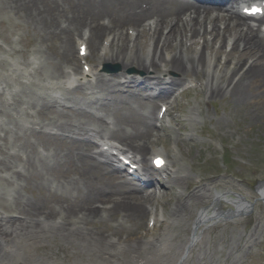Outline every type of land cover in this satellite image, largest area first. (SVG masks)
Returning a JSON list of instances; mask_svg holds the SVG:
<instances>
[{
    "label": "bare ground",
    "instance_id": "bare-ground-1",
    "mask_svg": "<svg viewBox=\"0 0 264 264\" xmlns=\"http://www.w3.org/2000/svg\"><path fill=\"white\" fill-rule=\"evenodd\" d=\"M0 1L24 22L34 25L42 40L62 41L63 52L59 54L61 64L80 76L78 89L83 94H90L91 106L107 113L106 119L100 117L89 123L83 120L65 121L66 124L60 125L58 130L92 135L94 138L101 135L107 138L114 134L120 137V140L117 139L120 145L111 142L102 145L109 147L107 151H95V145L88 140L76 142L78 159L86 167L84 173L89 185L86 190L89 202L78 206L84 209H78L68 202L66 205L58 204L55 209L31 202L19 209L23 219L9 220L5 224L2 219L0 264H122L120 257L126 249L132 251L130 258L136 264H155L157 259L156 264H181L188 259H184L190 253L188 251L197 246L201 226L248 213L251 204L244 195L230 196L227 192L212 195L210 206L198 213L193 236L183 250L180 244H171L166 240L164 234H157L156 228L146 231V236L154 242L149 247L148 243L143 242V233L132 231L120 235L117 231L110 232L92 226L107 223L117 214L142 226L146 216L152 214L151 220L156 224L165 223L170 227L173 224L172 217L177 218L182 214L190 216L197 203L205 205L206 198L200 192L188 194L187 203L179 195L175 208L171 212L165 211L169 216L164 221L161 215L157 216L149 210L147 204L151 203L152 195H147L138 185L121 176V168L113 167L109 161L112 160L109 151H124L126 155H121L132 159L139 168L135 174L148 176L150 181L147 184L152 185L150 177L154 173L149 165L150 154L153 155L152 163L157 157H169V164L163 172L168 173L171 167V173H175L176 157L163 153L155 146L166 129L154 125L157 105L170 104L169 100L175 92L172 93V90L183 86L187 79L191 82L195 80L206 99L230 97L239 107H245L252 99L262 96L264 34L257 31L248 23V18L236 10V5L240 3L257 0H231L232 6L224 5L230 6L227 14H223L222 6L210 9L191 0ZM83 45L88 49L86 58L79 55ZM88 58L92 66L88 72L83 69L81 71L80 62ZM95 62H99V65L106 62L120 63L124 73L107 77L97 70ZM131 67L137 69L136 75L125 77V71ZM61 72L64 76V68ZM122 76L128 78L126 84L118 81ZM141 82L145 89L155 88L160 90L159 93L156 96H145L133 91ZM69 84L73 86L75 82ZM121 90L127 91V94ZM116 98V102L122 104L132 118L119 115L115 122L105 110L106 107H100L114 102ZM64 128L68 130H61ZM15 173L18 180L23 178L22 172ZM98 182L100 186L96 185ZM75 186H78V181ZM257 192L264 199V184ZM19 194V191H14L10 196L16 200L20 199ZM98 199L100 205L95 207L90 203ZM191 202L196 205L192 206ZM98 207L101 209L98 210ZM53 231L56 235L62 234L67 240H79L84 244L81 245L83 250H89V257L95 254L96 261H79L76 253L72 257L65 256V259L37 254L28 258L11 250V247L20 245L43 253L46 251L42 244L43 235ZM60 247L59 253L69 252L66 247Z\"/></svg>",
    "mask_w": 264,
    "mask_h": 264
},
{
    "label": "rangeland",
    "instance_id": "rangeland-1",
    "mask_svg": "<svg viewBox=\"0 0 264 264\" xmlns=\"http://www.w3.org/2000/svg\"><path fill=\"white\" fill-rule=\"evenodd\" d=\"M61 52V40H42L34 25L24 22L0 1V221L5 219L4 224L9 220H21L19 209L31 202L54 209L66 202L84 209L78 206L89 202L86 167L79 161L76 150V140H85L87 136L74 140L58 128L77 120L89 123L100 117L106 119L107 113L94 109L90 94L79 91V76L61 64ZM87 63L91 66V59ZM95 64L99 65L98 62ZM104 65L117 72H104ZM63 68L64 76L61 75ZM80 68L83 69L82 63ZM98 71L107 77L124 73L120 63L112 62L102 64ZM136 73L137 69L133 67L125 71L127 77ZM126 80L122 76L118 81L125 83ZM70 82L75 84L71 86ZM149 88L137 84L132 90L145 96L158 93ZM123 93L127 94V91ZM116 101L117 98L100 107H106L115 122L119 115L132 118L131 113ZM159 109L160 104L155 114ZM167 110L172 115V119L166 117L164 120L167 137L165 133L161 134L156 147L176 157L178 173L167 181L166 176L155 172L150 178L157 188L134 183L137 182L146 194H152V201L147 204L149 210L161 215L164 221L169 216L165 211L171 212L175 208L179 195L187 203L188 194L200 192L206 198L205 205L191 202L192 206L196 205L192 214L172 217L170 227L165 223L150 224L152 215L146 216L139 226L118 214L107 223L92 226L117 231L120 235L132 231L143 233V242L149 247L154 242L146 236V231L156 228L157 234H164L166 240L180 244L183 250L193 236L198 213L210 206L212 195L218 192H227L230 196L242 194L251 204L248 213L201 226L197 246L188 251L190 253L184 258L188 259L181 264H264V200L257 192L264 183V93L245 107H239L230 97L206 99L199 85H191L185 80ZM161 124L155 121V126ZM107 137L120 140L118 134ZM96 138L93 142L105 139L104 135ZM152 157L149 155L150 165ZM16 171L22 172V179L15 177ZM96 185L100 186L99 182ZM14 191H19L20 199L10 196ZM99 202V199L90 201L95 207L100 205ZM43 236L42 244L46 248L43 253L20 245L11 250L28 258L32 254L58 259L76 255L82 262L96 261L95 254L89 257V250H83L81 245L84 244L79 240H67L55 231ZM60 246L69 252L59 253ZM132 254L126 249L120 262L136 264L130 258ZM157 262L158 259L155 264Z\"/></svg>",
    "mask_w": 264,
    "mask_h": 264
}]
</instances>
